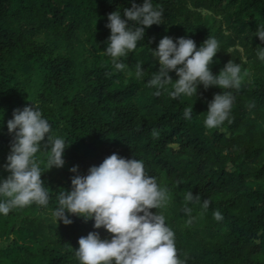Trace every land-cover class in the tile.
<instances>
[{
  "label": "trees",
  "instance_id": "1",
  "mask_svg": "<svg viewBox=\"0 0 264 264\" xmlns=\"http://www.w3.org/2000/svg\"><path fill=\"white\" fill-rule=\"evenodd\" d=\"M153 4L163 9L162 23L147 27L137 48L121 58L125 70H114L104 52L107 15L119 8L123 17L129 0H0V118L6 122L13 109L32 102L68 144L59 168L47 169L50 149L36 154L49 204L0 215V264H79L73 249L80 236L97 231L109 238L92 220L72 214V223L56 224L51 211L59 192L70 190L76 174L70 168L78 166L84 175L114 152L142 159L148 174L167 187L169 201L157 211L174 230L185 264H264V61L256 56L264 42L253 36L257 24H264V0ZM165 35L191 38L197 46L214 36L220 49L209 65L213 74L230 59L242 66L240 89L228 90L235 97L230 122L219 129L203 124L208 102L221 92L217 86L198 85L196 96L173 99L169 84L153 95L147 81L159 63L151 53ZM137 64L143 78L135 75ZM169 75L177 78L174 70ZM191 106L186 120L184 109ZM11 140L6 123L0 124V165ZM7 175L0 167V177ZM189 190L200 197L189 205L191 223L183 211ZM203 199L210 202L207 209ZM216 209L220 221L213 217Z\"/></svg>",
  "mask_w": 264,
  "mask_h": 264
},
{
  "label": "clouds",
  "instance_id": "2",
  "mask_svg": "<svg viewBox=\"0 0 264 264\" xmlns=\"http://www.w3.org/2000/svg\"><path fill=\"white\" fill-rule=\"evenodd\" d=\"M130 7L112 11L107 15L106 27L110 29L106 55L112 58L114 70H125L123 57L135 50L144 37L147 27L161 24L163 9L154 6L153 0H142L139 5L129 0ZM253 36L264 42V24H257ZM220 49L214 36L197 46L193 39L184 36L173 40L170 36L159 39L152 57L159 68L152 72L147 83L158 96L166 85L171 84L169 95L173 98L192 96L197 86L205 89L217 86L221 92L213 95L207 104L203 124L207 129H219L227 120L235 99L230 89L239 90L246 72L242 66L228 60L218 73L213 74L209 65ZM256 56L264 61V47H256ZM175 71V80L169 72ZM137 78L144 77L141 64L136 65ZM174 81V83H173ZM254 102L248 104L251 109ZM193 109H184L183 117L192 118ZM8 133L12 134L10 150L5 163L0 165L8 172L0 177V215H7L15 208L32 204L46 207L49 204V191L41 179L45 171L37 162L36 154L42 147L50 149L47 169L62 167L65 138L52 133L50 122L40 108L31 102L22 108L13 109L6 122ZM46 137V140H45ZM46 169V170H47ZM76 173L70 178V190L60 191L51 216L67 225L75 215L84 221L92 220L93 228H103L111 234L101 238L97 231H89L78 238V247L73 249L79 264H185L177 255L174 230L166 223V217L157 209H163L168 201V189L161 186L154 175H149L142 159L124 158L117 153L106 156L98 165H92L87 173L80 175L78 166L69 169ZM183 211L188 215V223L195 217L190 204L200 201L198 194L191 190L183 195ZM209 200L203 199L201 207L207 209ZM156 209L155 212L150 209ZM215 220L223 219L220 210L213 211Z\"/></svg>",
  "mask_w": 264,
  "mask_h": 264
},
{
  "label": "rangeland",
  "instance_id": "3",
  "mask_svg": "<svg viewBox=\"0 0 264 264\" xmlns=\"http://www.w3.org/2000/svg\"><path fill=\"white\" fill-rule=\"evenodd\" d=\"M202 14L205 15L206 18H208L209 20L213 21L215 18L212 15V13H210L209 11L206 10H202ZM238 49H240V46H237Z\"/></svg>",
  "mask_w": 264,
  "mask_h": 264
}]
</instances>
